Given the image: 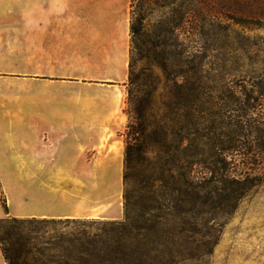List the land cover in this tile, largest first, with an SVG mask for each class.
Returning <instances> with one entry per match:
<instances>
[{"label":"rangeland","instance_id":"1","mask_svg":"<svg viewBox=\"0 0 264 264\" xmlns=\"http://www.w3.org/2000/svg\"><path fill=\"white\" fill-rule=\"evenodd\" d=\"M37 1L0 0V104L13 101L12 109L20 111L26 78L30 72L37 73L38 68L37 61L33 60L37 52H33V48L29 52L28 45L29 28L38 24V20L28 19V14L37 11ZM132 2V11L146 18L151 31L162 19L178 14L187 18H213L221 23L213 30L208 28L206 37L198 36L195 43L185 44L183 48L154 50L148 42H143L140 52H135L134 71L140 77V83L147 81L151 62L154 67L157 91L148 119L150 132L159 131L165 114L163 104H172L174 109L168 112L169 132L174 135L169 140L174 146L180 140L177 136L180 119L176 110L177 97L189 96L186 90L178 93L176 84L189 85L201 77L200 112L197 118L189 117L197 125L193 129L191 122L187 123L191 133L183 135L188 138L185 157L187 161L197 163L189 167L193 168L191 179L201 186L202 199L196 205L190 202L191 195L177 179V166L180 168L184 163L177 161L176 153H173L176 171L172 190L165 192L159 183L157 193L152 195L154 204L161 208L152 213L159 223H144L149 216L140 218L143 212L136 209L135 214L139 216L136 227H150L151 231L144 229L143 237L127 245L130 249L142 248L141 264H264V91H261L264 88V42L259 47L252 46L264 36V30L235 23L237 19H264V0H177L170 6L148 0ZM183 32V29L179 32L181 40L185 39ZM125 110L128 125L131 117L127 101ZM21 118L22 112L18 120L0 115V215L7 214L3 207L6 205L12 215L5 218L28 219L27 223H33L22 229L25 233L39 231V235L46 238L81 237L85 248L89 247L88 242L94 235L109 234L103 244L98 245L115 251L118 236L114 231L125 221V154L120 165H111L112 169L119 166V170L108 180L112 189L119 191L123 210L117 205L114 211L121 218H24L23 164L11 158L23 150ZM126 128L121 132L124 142ZM159 139L156 134L149 142L156 151L153 154L157 157L156 166L161 162ZM52 166L46 165L47 168ZM100 166L95 164L96 172ZM134 196L137 201L138 194ZM163 204H168L169 208L161 207ZM31 246L28 264H43L42 253L46 246L37 241ZM68 248L70 245L61 241L58 251L43 254L45 257L60 256Z\"/></svg>","mask_w":264,"mask_h":264},{"label":"crops","instance_id":"2","mask_svg":"<svg viewBox=\"0 0 264 264\" xmlns=\"http://www.w3.org/2000/svg\"><path fill=\"white\" fill-rule=\"evenodd\" d=\"M37 4L28 14L38 20L28 31L37 73L26 78L22 111L10 97L0 104L4 118L22 112L23 150L11 156L24 169L22 217L119 219L120 194L108 180L125 154L132 0Z\"/></svg>","mask_w":264,"mask_h":264},{"label":"trees","instance_id":"3","mask_svg":"<svg viewBox=\"0 0 264 264\" xmlns=\"http://www.w3.org/2000/svg\"><path fill=\"white\" fill-rule=\"evenodd\" d=\"M154 2H163L165 5H174L177 0H148ZM199 1V0H198ZM133 9V2H132ZM221 20L213 18H187L181 14L176 16L166 17L158 22L154 29L151 31L146 24V18L142 15H136L132 11L131 19V51H130V73L128 82V97L127 104L129 106L130 122L127 125L125 133V161H124V206H125V221L119 224V229L114 231L117 237L118 246L115 251L104 249L98 245L105 241L109 234L94 235L90 239L89 247L85 248L84 240L81 237H44L39 235V231L31 232V234L25 233L22 229L26 227L28 219L18 218H0V248L7 264H28V259L32 253L31 243L37 241L46 246L45 251L55 252L58 251V247L61 241H66L70 248H68L63 255L55 256L48 255L45 257L43 264H141V247L135 246L130 249L127 243L135 241L141 237L142 231L147 229L151 231V228H137L136 223H139V216L135 213L136 209L141 210L142 217L145 219L146 215L149 216L144 223H159L156 216L152 213L160 210L161 208L155 203V195L158 190V184L160 188L165 192L172 190V181L175 179L174 172L176 171L173 166L174 156L176 153L177 161L184 163V166H177L179 169L177 179L181 187H185L189 196L191 195L190 202L193 205L201 202L200 189L201 186L196 184L191 179L192 167L189 165L197 164L189 162L184 154L188 150L185 142L188 140L191 131L188 128L190 121L199 114V101L200 95L203 90V86L198 80H195L189 85L176 84L179 91L186 90L189 96H178V103L176 110L180 115V119L177 121L178 135L180 137L178 145L174 146L170 142V138L174 133L170 134V117L168 112L174 109L172 104L164 103L163 108L165 114L162 116L159 131L150 132L151 122L148 121L149 115L153 108V99L157 91L154 86V67L152 62L149 64V76L147 81L143 84L140 83V77L135 73V52H140L141 43L148 42L150 47L155 49H176L183 48L185 44L195 43L198 36L206 37L209 32L207 29H215L220 27ZM236 24L240 25H253L254 29L264 30V19L253 21H241L237 19ZM149 26V25H148ZM228 26L225 27V29ZM184 30V40H181V30ZM259 41L252 43L253 47H259L261 42H264V36L259 37ZM133 45V46H132ZM155 60V59H154ZM164 68L167 70L168 65L165 63ZM168 87V86H167ZM169 88V87H168ZM264 91V88L261 89ZM170 92V91H169ZM185 114V115H184ZM148 115V118H147ZM197 118V117H196ZM184 119V120H183ZM148 121V122H147ZM197 121V120H195ZM191 126L196 127V122H191ZM196 129V128H195ZM159 135V142L161 147L159 149V161L160 165L156 166L157 157H153L155 150L150 145V140ZM183 134H186L185 136ZM171 136V137H170ZM225 151V150H224ZM189 162V163H188ZM186 164V166H185ZM184 167V168H183ZM189 168V171H188ZM181 172V170H184ZM187 170V171H186ZM138 194V200L134 201V194ZM137 198V197H136ZM166 201V200H165ZM188 202V201H186ZM169 208L168 204H163L161 207ZM6 211L8 208L3 205ZM39 225L43 223H38ZM149 231V232H150ZM34 235V237H33Z\"/></svg>","mask_w":264,"mask_h":264}]
</instances>
